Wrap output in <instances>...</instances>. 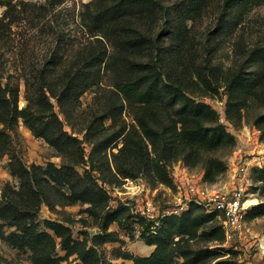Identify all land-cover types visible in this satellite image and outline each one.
Returning <instances> with one entry per match:
<instances>
[{"label": "trees", "instance_id": "obj_1", "mask_svg": "<svg viewBox=\"0 0 264 264\" xmlns=\"http://www.w3.org/2000/svg\"><path fill=\"white\" fill-rule=\"evenodd\" d=\"M13 1L0 0V5L7 7L0 22L13 15ZM170 1L171 8L167 5ZM262 4L264 0L85 2L83 24L93 39L78 61L56 64L54 68L44 66L34 80L25 78L28 103L22 108L18 103L19 89L0 80V158L10 155V171L19 179L18 187L13 188L9 183L0 199V241L31 251L34 264H62L65 258L56 255V237L41 229L39 219L42 205L53 204L47 186L64 204L91 203L93 214L100 217L103 212L98 225L105 232L113 222L122 225L132 218L137 221L131 208L124 204L106 210L109 195L92 176L108 160L104 153L106 141L114 137L123 136L121 145L115 146L118 151L112 152L116 175L125 179L145 175L152 184L173 185L169 165L182 159L188 167L205 161V179L215 182L227 166L223 158L214 154L234 147L236 138L221 121L220 113L199 98L216 95L225 87L229 120L241 119L251 102L264 104V45L251 50L248 67H239L235 62L223 68L211 58L200 60L203 36L198 34L196 22L206 18L208 9L213 8L215 35L222 31L229 33L237 30L246 15ZM164 13L169 18V47L162 42L166 32L160 36L153 28ZM253 65L255 68L250 70ZM48 71L52 72L51 79ZM105 77L111 89V95L101 105L106 116L100 122L89 119L79 129L78 133L84 134L81 139L65 129L51 99H57L69 118L81 105L83 94L103 88ZM116 97H122L128 105L134 123L128 130L111 134L109 138L100 125L105 127L106 118L115 120L123 110L124 105L121 111L118 108ZM20 119L62 155L65 163L61 167L53 163L46 167L28 165L12 151L10 131H15ZM85 142L92 145L88 157ZM83 164L91 168L81 174L77 167ZM258 172L260 180H264V166ZM247 215L250 218L264 215V203ZM141 225L142 237L156 248L146 257L125 254L134 264H233L229 259L217 260L229 251L223 246L225 230L218 213L207 212L203 206L192 204L181 215H169L156 229L143 219ZM46 226L61 238L66 256L78 254L87 264H101L98 253L92 254V248L75 240L69 227L50 220ZM6 227L14 230L8 234ZM118 240L113 232L93 236L96 245Z\"/></svg>", "mask_w": 264, "mask_h": 264}, {"label": "rangeland", "instance_id": "obj_2", "mask_svg": "<svg viewBox=\"0 0 264 264\" xmlns=\"http://www.w3.org/2000/svg\"><path fill=\"white\" fill-rule=\"evenodd\" d=\"M90 0H14L9 17L0 22V80L5 84L19 89L18 103L20 108L27 105L25 78L34 80L45 68H54L57 64L70 65L78 61L81 52L85 51L89 44L90 36L88 28L84 26V3ZM170 8L173 2L167 3ZM206 18L196 22L198 34L202 35L200 60L211 58L212 61L223 68H227L238 62L240 66L248 67L251 58V50L256 46L264 45V4L250 11L237 30L226 33L224 31L215 35L214 16L215 10L208 9ZM7 13V7L0 5V19ZM14 14L16 18H14ZM166 15V17H165ZM153 27L157 35H164L163 44L171 46L167 33L170 31L167 13ZM211 28V29H208ZM214 30V31H213ZM203 54V56H201ZM253 56V55H252ZM255 66L250 67L253 70ZM39 70V71H38ZM52 73V72H51ZM50 71L47 76L51 79ZM103 88L97 92H86L80 98L81 105L73 115L66 117L56 98H52L55 112L65 124V129L74 135L84 138L83 133H78L89 119L98 122L106 116L102 103L111 95L108 79L104 78ZM108 84V83H107ZM225 87L220 93L213 96H202L199 99L211 104L221 116V121L235 136L236 145L232 148L220 151L214 155L223 158L226 162V170L218 176L215 182L205 179L206 163L202 161L195 167H188L182 160H176L169 165V170L174 184H152L142 175L134 180V184L126 182L122 176L116 175L112 152H117V145H121L122 137L106 141L104 153L108 160L102 162L99 169L94 170L92 176L105 188L109 195V205L106 210L116 209L118 206L131 203L133 206L142 204L144 200H151L160 211L173 206V200L178 195L176 178H179L186 170L197 180L206 183L207 186L217 192H230L237 184L239 175L236 173L239 166L248 167L247 185L250 193V206L246 215L264 203V180H260L259 168L264 166V104L251 102L244 110L241 119L229 120L226 113L228 94ZM121 96V95H120ZM101 98V101L98 99ZM119 98V97H118ZM118 108L124 105L123 110L116 115V119L106 118L104 125L100 127L104 134L111 137L128 130L134 123L132 112L121 98L118 99ZM77 105V101H75ZM71 108V107H69ZM72 108L70 109V111ZM119 111V109H118ZM99 126V125H98ZM13 137L12 151L19 155L28 164L48 166L50 163L61 167L65 159L58 151L47 142L44 137L37 136L23 119L18 121L15 131H10ZM84 147L87 157L92 151V145L85 142ZM10 155L5 154L0 158V199L6 186L10 183L13 188L19 185L18 177L14 176L9 168ZM110 164V165H109ZM91 166L83 164L77 170L84 174ZM112 168V170H111ZM130 179V178H129ZM47 186V184L45 185ZM49 188V189H48ZM47 193L51 196L53 204L44 203L39 213L41 229L50 232L56 237L57 256L65 259L62 264H87L78 254L66 256V251L60 244L61 238L46 226V221L59 222L72 230L75 240L85 243L88 249H93L92 254L100 257L101 264H134L132 259L125 258V254L146 257L155 250V245H149L142 237L144 230L141 221L130 219L122 225L113 222L106 232H113L118 236V241H109L102 245L93 242V236L98 233H106L99 227L103 218L93 214L91 203L77 202L64 204L59 196L53 193V189L47 186ZM97 210V209H96ZM242 230L223 246L228 249L219 259H229L233 264H264V215L246 217ZM248 216V215H247ZM221 219V218H220ZM136 220V219H135ZM13 227H6L9 234ZM214 248V245H209ZM215 260V262L217 261ZM0 264H34L31 251L22 250L12 246L6 240L0 241Z\"/></svg>", "mask_w": 264, "mask_h": 264}, {"label": "built area", "instance_id": "obj_3", "mask_svg": "<svg viewBox=\"0 0 264 264\" xmlns=\"http://www.w3.org/2000/svg\"><path fill=\"white\" fill-rule=\"evenodd\" d=\"M236 173L242 175L238 178V184L230 192L221 193L210 189L206 183L197 180L186 170L179 178H176L178 195L173 200V206L163 212L150 199L135 206L129 202L124 205L131 208L136 220L143 219L151 223L153 229L160 225L163 218L169 215H181L192 204L203 206L207 212L218 213L225 230L226 241H229L242 230L245 215L250 206L247 185L248 167L239 166ZM126 182L134 184L133 179L126 178Z\"/></svg>", "mask_w": 264, "mask_h": 264}]
</instances>
